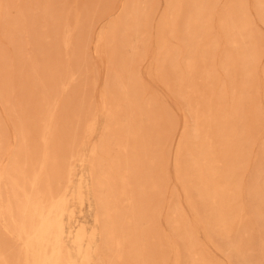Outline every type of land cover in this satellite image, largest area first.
Returning <instances> with one entry per match:
<instances>
[{"label":"rangeland","instance_id":"1","mask_svg":"<svg viewBox=\"0 0 264 264\" xmlns=\"http://www.w3.org/2000/svg\"><path fill=\"white\" fill-rule=\"evenodd\" d=\"M0 264H264V0H0Z\"/></svg>","mask_w":264,"mask_h":264},{"label":"bare ground","instance_id":"2","mask_svg":"<svg viewBox=\"0 0 264 264\" xmlns=\"http://www.w3.org/2000/svg\"><path fill=\"white\" fill-rule=\"evenodd\" d=\"M105 194V193H104ZM77 196V195H76ZM31 197V196H30ZM28 201V200H27ZM29 202H27V204H28ZM12 221V220H11ZM18 258V257H17Z\"/></svg>","mask_w":264,"mask_h":264}]
</instances>
